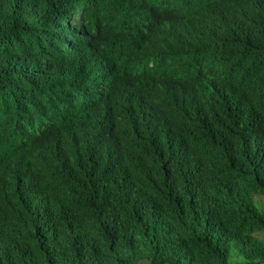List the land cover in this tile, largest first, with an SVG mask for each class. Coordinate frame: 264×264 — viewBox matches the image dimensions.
<instances>
[{"label": "trees", "instance_id": "trees-1", "mask_svg": "<svg viewBox=\"0 0 264 264\" xmlns=\"http://www.w3.org/2000/svg\"><path fill=\"white\" fill-rule=\"evenodd\" d=\"M264 0H0V264H264Z\"/></svg>", "mask_w": 264, "mask_h": 264}, {"label": "rangeland", "instance_id": "rangeland-1", "mask_svg": "<svg viewBox=\"0 0 264 264\" xmlns=\"http://www.w3.org/2000/svg\"><path fill=\"white\" fill-rule=\"evenodd\" d=\"M259 235L264 238V233H260Z\"/></svg>", "mask_w": 264, "mask_h": 264}]
</instances>
